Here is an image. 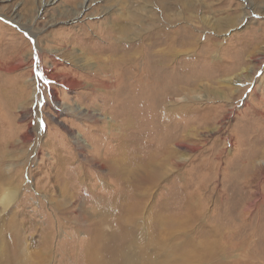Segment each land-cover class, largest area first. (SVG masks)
<instances>
[{"label": "rangeland", "instance_id": "1", "mask_svg": "<svg viewBox=\"0 0 264 264\" xmlns=\"http://www.w3.org/2000/svg\"><path fill=\"white\" fill-rule=\"evenodd\" d=\"M167 5L164 13L157 0H0V264H87L86 231L111 243L120 219L141 230L139 247L126 246H148L150 260L129 255L140 264H264V0ZM126 23L120 44L130 54L157 32L171 39L184 29L176 35L187 45L159 69L113 70L125 54L106 43L120 34H108ZM139 94L140 110L152 101L172 115L132 109ZM162 148L176 160L157 186L136 191L134 211L110 164L138 168Z\"/></svg>", "mask_w": 264, "mask_h": 264}, {"label": "bare ground", "instance_id": "2", "mask_svg": "<svg viewBox=\"0 0 264 264\" xmlns=\"http://www.w3.org/2000/svg\"><path fill=\"white\" fill-rule=\"evenodd\" d=\"M113 1H117L119 3H124L125 0H113ZM130 1V0H129ZM135 2V1H134ZM157 2L159 3V6L161 8V12H164L165 13V9L166 7L168 6L167 5V0H157ZM133 4V3H132ZM118 5V4H117ZM122 6V5H121ZM85 8V7H84ZM121 10V9H119ZM130 12V10H129ZM80 13V12H79ZM79 13H77L75 15V17H78L79 16ZM120 15L124 13V11L122 12H118ZM127 13V11H126ZM163 18H165V16H163ZM169 17L165 18L164 19V22H166V24L170 25V18L168 19ZM154 20V19H153ZM152 22V25H155L157 21H151ZM121 23V22H120ZM129 24V23H128ZM125 25V24H124ZM122 26V24H118L116 26V30H112V33L109 32L108 36L109 38H114L115 36L113 34L117 33V34H120V36L122 38H120L119 40L120 41H117V44H115L113 46V44H109L108 42H106L108 45H110V47H113L112 51H114L116 54H119V53H124L125 56H116L114 57V65H111L112 69L114 70V68H120V66H122L123 64H126V63H133L134 65V69L135 68H139L141 70V68L144 70V69H148L152 66H157L158 69L159 67H163L165 66L166 64V57L168 55L169 52L173 53V50H176L175 47H182V46H185L187 45V42H186V39H180V36L177 37V33H184L185 34V31L184 29L181 30V29H178V30H172V31H169V35L171 34V39H169L168 35L166 33H159L157 32L155 34V36H157V40L152 44V45H147L145 47H143V45L140 43L139 45H137V50L131 52V54L129 53L131 50V47H126L124 46L123 44H120V42H122L121 40L123 39H126V37L130 34L132 28L130 27V25H127L126 23V26ZM159 25V24H158ZM139 26V25H138ZM108 28V27H106ZM141 28V27H140ZM142 29V28H141ZM105 30V29H104ZM106 32V31H105ZM134 32V31H133ZM144 32V30H143ZM151 32V31H150ZM108 33V32H107ZM102 34V33H101ZM116 34V35H117ZM104 36H106L104 34ZM103 37V36H102ZM144 37V36H143ZM146 37V36H145ZM177 37V38H175ZM148 38V37H147ZM164 38L166 40H164ZM118 40L117 38L115 39V41ZM127 40V39H126ZM139 40V39H138ZM154 40V39H153ZM152 40V41H153ZM151 41V42H152ZM129 42V41H128ZM150 43V42H149ZM131 44V43H130ZM166 44V48H161V49H158V45H164ZM105 45V44H104ZM98 51V50H97ZM100 51V49H99ZM149 55L150 57H148V61L147 60V56L146 54ZM144 53V61L145 62H148V64H146L144 61V64H141L139 65V60L142 58V55ZM180 55V54H179ZM182 55V54H181ZM155 56H157V59L156 60H153V58H155ZM174 56V54H173ZM172 56V57H173ZM171 57V56H170ZM179 59V58H178ZM109 60V59H108ZM142 61V60H141ZM176 61V60H175ZM179 62V61H178ZM100 63V62H99ZM156 63V65H155ZM176 63V62H175ZM149 65V67H148ZM87 66V65H85ZM89 66V65H88ZM92 67V66H91ZM176 67V66H175ZM123 68V67H122ZM89 69V68H88ZM103 69V68H102ZM146 69V70H147ZM236 68L235 67H230L228 69V71H232V70H235ZM96 70V69H94ZM99 70V69H98ZM117 70V69H116ZM103 71V70H102ZM121 71V70H120ZM123 71V69H122ZM165 71V70H164ZM99 72V71H98ZM159 75L161 73H158ZM111 75V74H110ZM121 75V73H120ZM149 76L150 75L148 74V71L146 74H144V76ZM172 75V74H171ZM113 76V75H112ZM162 77V75H161ZM173 77V76H172ZM151 79V78H149ZM115 81V80H114ZM145 81V80H144ZM151 81V80H150ZM92 82V81H91ZM143 82V81H142ZM230 82V80H229ZM95 83V82H94ZM101 83V82H100ZM110 83V82H109ZM112 83V82H111ZM145 83V82H144ZM157 83V82H156ZM143 84V83H142ZM137 85V84H136ZM154 85V84H152ZM93 86V85H92ZM160 86V85H159ZM142 87V85H141ZM140 87V88H141ZM136 89V88H135ZM134 89V90H135ZM143 89V88H142ZM141 89V90H142ZM157 89V88H156ZM162 88H160L161 90ZM97 90V89H96ZM116 90V89H115ZM145 90V89H144ZM159 90V89H157ZM150 91V90H149ZM162 91V90H161ZM148 92V91H147ZM157 92V91H156ZM154 92V93H156ZM142 93V92H141ZM138 94V93H136ZM148 95H145L148 96V99H150V93H146ZM131 95V94H130ZM40 96V95H39ZM125 96V95H124ZM138 96H142V95H137V97L135 96V99H133L131 102V108L132 109H136V110H140L141 106L139 105V100H137L139 97ZM165 96V95H164ZM131 97V96H130ZM126 99V97H125ZM124 99V100H125ZM141 99V98H139ZM164 99V98H163ZM148 101V100H147ZM146 102V100H145ZM128 102H126L127 104ZM148 104V103H147ZM137 107V108H136ZM143 107V105H142ZM157 109L159 106L158 104L154 105V103H152V101L146 105V108L144 107L143 110H140V114H141V111H147V110H151V109ZM170 107V106H169ZM175 107V106H174ZM160 110L162 111V113L168 118L169 116L172 115L171 113V110L172 109H166V108H162V103L160 105ZM134 110V111H136ZM188 110V109H187ZM152 111V110H151ZM144 112V113H145ZM149 112V111H148ZM147 112V113H148ZM143 113V114H144ZM138 114V113H137ZM152 114V113H150ZM96 116V114H94ZM146 115V114H145ZM98 116V115H97ZM130 118V117H129ZM99 119V118H98ZM130 120V119H129ZM113 121V120H112ZM132 121V120H131ZM131 121H128L131 122ZM111 122V121H110ZM123 122V121H122ZM127 123V122H126ZM134 123V122H133ZM131 124V123H130ZM113 125V124H112ZM115 126V125H114ZM138 126V125H137ZM127 127V126H125ZM128 128V127H127ZM153 137V136H152ZM109 138V137H108ZM130 138V137H129ZM123 140V139H122ZM154 141V140H153ZM79 142H82L81 140H79ZM127 142V141H126ZM84 145L86 144L85 142H82ZM124 144V143H123ZM119 149V147H118ZM157 152V150H156ZM119 155V154H118ZM117 155V156H118ZM162 158L158 159L159 156H163ZM123 156V155H122ZM176 156H177V153L174 152V151H170L168 152L166 149L164 150L163 148L157 152L156 155H148L146 156V158L142 159L144 162L143 165H139L140 167L138 168H135L134 167H130L132 170H129L130 168H124L121 164L118 165V163H111L110 164V167H109V171L107 173V175H112L114 174L115 176H118L120 181H121V184H124V185H127L125 187H127V189L130 191V192H133L131 193V197L130 199L131 200H134V204L132 203V207L135 210H138L140 208V203L139 202H136L138 199L135 198L137 196V193L136 191L138 192L139 189L143 188V187H155L158 185L159 181L164 177L165 175V164L166 163H173V161L176 160ZM124 157V156H123ZM117 158V157H116ZM89 159V158H88ZM129 159V158H128ZM141 160V159H140ZM128 161V160H127ZM135 162V161H134ZM139 164V163H138ZM142 164V163H141ZM127 165V164H126ZM174 165V164H173ZM261 165L264 166V164L261 163ZM129 166V165H128ZM127 166V167H128ZM103 169V168H102ZM80 172V171H79ZM101 179V178H100ZM102 180V179H101ZM67 183V182H66ZM67 185V184H66ZM106 186V185H105ZM248 188V187H247ZM88 189V188H87ZM90 190V189H89ZM88 190V191H89ZM9 192V191H8ZM7 192V193H8ZM124 192V191H123ZM89 193V192H88ZM93 193V192H92ZM15 195V194H13ZM89 197H90V202L92 203H99L98 200H97V194H91V192L89 193ZM122 195V194H121ZM143 195V194H141ZM4 196V195H3ZM6 196V195H5ZM14 197V196H13ZM144 198V197H142ZM176 198V197H175ZM145 199V198H144ZM12 201V192H10L7 196H6V201L5 202H11ZM112 201V198H108V199H105L103 197V199L100 201L101 204H104L105 205H108L110 202ZM119 201V200H118ZM139 201V200H138ZM141 201V200H140ZM86 202V201H84ZM185 203V202H184ZM100 204V205H101ZM191 199L187 202V205H188V208L189 210L192 209V206H191ZM185 205V204H184ZM186 205V206H187ZM142 207V206H141ZM86 209V208H85ZM121 209V208H120ZM132 209V210H133ZM185 209V208H184ZM83 210V209H82ZM129 210V209H128ZM131 210V209H130ZM117 211V210H116ZM181 211V210H180ZM87 212V211H86ZM121 212V211H120ZM178 214V213H177ZM119 216V215H118ZM164 217V216H163ZM177 219V218H176ZM180 219V218H179ZM172 220V219H171ZM178 220V219H177ZM85 221V220H84ZM130 221V220H129ZM176 221V220H175ZM167 222V221H166ZM110 223V222H109ZM128 223V222H127ZM171 224V222H169ZM174 223V222H173ZM114 227L117 228V232L115 230V235H113V242L111 240H109L111 243H107V239L105 237V241H103L104 243L101 244V242H98L95 238V236H93V234H95V230L94 231H86L87 232V235L88 237L90 238V242L86 243L85 241V245H84V254L87 255V257L89 258V261L87 262V264H140L139 263V257L138 256H129V255H139L141 258L143 259H147V260H150V253L147 252V247L144 246L141 248V250H138L137 252L131 254L129 253V251L126 249V246L128 245V243H131L133 245H136V247L141 244L140 241L142 242V236L141 235V230L139 228H136L134 227L133 229L132 228H129L126 226L125 222L124 221H121L120 220H115L114 223H113ZM172 225V224H171ZM110 226V225H109ZM99 227V226H98ZM138 227V226H137ZM157 227V226H156ZM156 231L159 232L160 229L156 228ZM95 228V227H94ZM154 228V227H152ZM102 229V228H101ZM100 230V229H99ZM150 232V231H149ZM100 233V232H99ZM151 233H155L151 231ZM150 234V233H149ZM162 234V233H161ZM96 235V234H95ZM100 235V234H99ZM145 235V234H144ZM160 235V234H159ZM152 236V235H151ZM154 236V235H153ZM161 236V235H160ZM159 236V237H160ZM165 236H166V233H165ZM97 237V235H96ZM101 237V236H100ZM155 237V236H154ZM102 238V237H101ZM110 238V237H109ZM165 238V237H163ZM161 239V238H160ZM88 240V239H87ZM159 241V239H158ZM160 242V241H159ZM158 242V243H159ZM164 244V243H163ZM155 245V244H154ZM151 246V245H149ZM163 247V246H162ZM130 248V247H129ZM150 248V247H149ZM151 248H153L151 246ZM161 248V247H160ZM164 248V247H163ZM166 249V248H164ZM132 252V251H131ZM165 254V253H164ZM110 258H108V256ZM158 255V254H157ZM86 258V257H85ZM19 259L16 258V257H10L8 260H7V263L8 264H17V260ZM27 259V258H26ZM72 259V258H71ZM68 262V261H67ZM70 262V261H69ZM147 264H149L147 262Z\"/></svg>", "mask_w": 264, "mask_h": 264}]
</instances>
